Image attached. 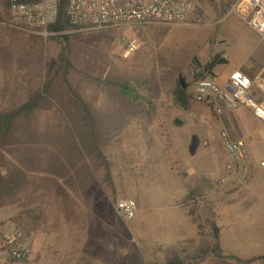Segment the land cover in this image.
I'll use <instances>...</instances> for the list:
<instances>
[{
    "label": "rangeland",
    "instance_id": "1",
    "mask_svg": "<svg viewBox=\"0 0 264 264\" xmlns=\"http://www.w3.org/2000/svg\"><path fill=\"white\" fill-rule=\"evenodd\" d=\"M194 1L198 6L197 16L203 20L201 24L193 20L184 25L155 23L107 31H83L73 41L77 69L88 76L85 79L87 94L100 108H112L114 105L101 81L156 72L159 81L168 84L157 102L158 111L154 119L133 121L122 133L121 139L116 138L106 148L111 163V182L105 180V169H101L97 174L102 185L101 198L105 201L110 200L118 220L121 219L117 214V205L121 200H135L140 205L142 213L140 217L128 225L121 220L117 230L118 234L121 231L125 234L124 240L127 243L126 248L119 246L118 250H128L131 247L134 256L139 257L134 264H158L156 258L159 251L164 249H161V245L157 246L156 231L163 222L169 224L167 212L170 205L174 206L178 202L186 205L192 190L195 198L205 200V186L202 182L199 188L195 182L193 189L188 187L194 178L193 175L200 178L198 176L210 171L212 174L216 173V179H213L215 186L222 182V173L213 171L209 161L211 158H208L213 146L210 140L218 135V118L208 105L193 104L190 111L178 107L173 97L175 78L181 73L188 74L197 68L198 63L205 64L217 54L224 55L228 60L227 64L214 69L212 79L218 83L228 81L232 72L243 66L258 65L264 68V40L237 15L230 12L231 0ZM5 19L2 9L0 109L11 103L9 96H5L6 100L2 95L7 77L31 70L44 78L56 65L59 52V47L51 43L50 39L45 40L32 33L8 28L4 25ZM147 25L166 30L165 35L156 36L154 40L145 42L139 37L137 28L140 26L146 28ZM130 36H137L141 46L135 55L126 57L123 48ZM48 120L53 121L51 117ZM214 151L222 159L224 167L225 152L221 144L216 145ZM261 174L262 172L258 170L254 184L263 187L264 180H259ZM41 178L45 181H41ZM47 179L48 177H39V180L32 184V189L36 192L23 195L21 203L0 211V264L46 263L48 255L45 254V250L37 256L35 254L29 256L30 249L26 240L37 234L40 241L48 239L52 242L53 234L57 233L58 224L54 226L46 221L44 216H39L37 203L44 202L45 192L38 187L55 185ZM96 180L98 182V179ZM262 191L261 198L264 199V189ZM68 192V196H62L66 197L65 200L76 199L77 193L71 189ZM196 207L195 204H191L186 208L197 211ZM252 218L245 213L244 225L248 226ZM195 220L202 226L200 232L203 233L204 244L196 250L192 243L184 247L187 248L185 257L190 262L196 258L199 251H202L200 248L208 249L213 245L212 233L205 228V220L200 218L199 214L195 216ZM17 231L24 234L28 256L26 260L14 263L5 252V242L8 236ZM235 251L242 256L251 253L264 255V247L261 250L243 248ZM164 253V257L168 258L172 256L174 250L167 249L166 246ZM253 264H264V261Z\"/></svg>",
    "mask_w": 264,
    "mask_h": 264
},
{
    "label": "trees",
    "instance_id": "2",
    "mask_svg": "<svg viewBox=\"0 0 264 264\" xmlns=\"http://www.w3.org/2000/svg\"><path fill=\"white\" fill-rule=\"evenodd\" d=\"M57 2L58 19L49 28L55 34L50 42L59 47L56 65L26 99L17 100V95H9L11 103L0 109V211L21 203L23 195L33 193L32 184L39 177H48L47 180L54 184L73 187V184L92 181L93 176L105 169V180L111 182V163L106 148L116 138L121 139L133 121H152L158 111L157 102L168 86L165 81H159L156 72L101 81L114 105L112 108H100L87 94L85 79L88 76L77 69L73 41L81 32L72 24L70 0ZM3 14L8 16V4ZM137 29L145 42L166 32L154 25ZM227 62L224 55L217 54L205 64L198 63L197 68L188 74H179L173 90L175 104L184 111H190L193 104H198L194 100V91L199 77L206 72L213 75L217 66ZM41 181L45 179L41 178ZM193 182L197 183V188L201 182L204 186L207 183L196 179L188 184L190 189H193ZM62 191L68 196V190L63 188ZM194 199L192 190L190 200ZM205 213L213 245L199 251L191 262L184 257V250H174L162 264H200L208 259L214 264L264 261V255L244 260L225 254L220 245L221 230L213 206L206 208ZM198 229L202 226L198 225Z\"/></svg>",
    "mask_w": 264,
    "mask_h": 264
},
{
    "label": "crops",
    "instance_id": "3",
    "mask_svg": "<svg viewBox=\"0 0 264 264\" xmlns=\"http://www.w3.org/2000/svg\"><path fill=\"white\" fill-rule=\"evenodd\" d=\"M237 1L231 0L229 8ZM237 70H242L254 78L259 72L264 71V68L258 65L243 66L234 70L232 74ZM7 78L2 90L6 100L10 94L17 95V100L26 99V96L37 89L42 81V77L31 70L28 72L25 70L20 74L15 73L14 76ZM226 82L219 84L223 85ZM217 118L219 131L217 137L210 140L213 146L208 158L214 160H209L213 171L222 173L221 181L227 174L228 163V156L220 137L222 132H228L235 140H243L250 149L251 159L248 163L237 165L230 175L228 184L225 185L222 182L220 186L213 184L216 173L207 171V174L198 176L207 181L204 187L205 200L187 199L186 205L182 202L175 203L174 206L170 205L167 212L169 224L163 222L156 231L157 246L161 245V249H164L159 251V256L156 258L158 264L164 263L167 259L164 257L166 246L167 249H182L180 252L185 251V254L187 248L184 247L187 244H194L196 246L194 250L203 246L204 236L198 229L200 224L195 220V216L199 214V217L206 222L205 211L209 206H213L215 218L221 230L220 245L225 254L249 260L259 256L254 253L242 256L235 250L243 248L261 250L264 247V199L261 198L264 186L254 184L258 170L262 172L259 180H264V170H261L264 169L261 166L264 161V123L246 107H241L237 111L226 110L222 117ZM218 144H221L225 152L224 167L222 159L214 151ZM193 176L196 177L195 179H200L196 175ZM194 178L191 180L194 181ZM95 179H98V182ZM40 187L45 192V196L42 204L37 203L39 216H44V219L54 226L58 224L56 225L57 233L53 234L52 242L48 239L40 241L37 234L28 237L26 242L29 244V256L32 254L37 256L45 250V254L48 255L45 264H134L138 260L139 257L134 256L131 247L128 250H118L119 246L126 248L125 234L122 231L118 234V223L120 224L121 220L117 219L110 200L105 201L101 198L102 185L97 174L92 177V181L73 184V187L64 184L39 186L38 189ZM63 188L76 190V199L65 200L62 197L64 196ZM191 204L197 206V211L186 208ZM245 213L253 217L248 226L244 225ZM141 214L139 207L137 218ZM132 222L123 221L126 225ZM205 224V228L211 233V229L207 223ZM200 264H214V262L208 259Z\"/></svg>",
    "mask_w": 264,
    "mask_h": 264
},
{
    "label": "built area",
    "instance_id": "4",
    "mask_svg": "<svg viewBox=\"0 0 264 264\" xmlns=\"http://www.w3.org/2000/svg\"><path fill=\"white\" fill-rule=\"evenodd\" d=\"M206 1V0H203ZM9 5L4 21L8 28L28 32L48 40L55 34L49 28L58 19L57 0H0V9ZM230 12L255 30L264 40V0H238ZM198 6L194 0H70L69 15L78 32L107 31L144 24H189L193 20L201 24L197 16ZM141 43L137 36H130L123 48L124 56L135 55ZM206 72L197 80L194 100L208 105L217 117L226 110L237 111L241 107L251 109L264 123V71L254 78L242 70L235 71L223 85ZM221 142L228 156L226 176L222 184H228L237 165L248 163L251 153L243 140H235L228 132L221 133ZM264 168V161L261 163ZM139 210L135 200H121L117 205L118 217L124 222L137 218ZM5 252L14 262H22L28 256L22 231L8 236ZM11 264V263H7Z\"/></svg>",
    "mask_w": 264,
    "mask_h": 264
}]
</instances>
